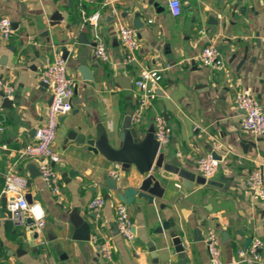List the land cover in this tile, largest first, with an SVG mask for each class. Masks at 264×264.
<instances>
[{"label":"crops","instance_id":"obj_1","mask_svg":"<svg viewBox=\"0 0 264 264\" xmlns=\"http://www.w3.org/2000/svg\"><path fill=\"white\" fill-rule=\"evenodd\" d=\"M180 4L182 12L174 17L167 0H0V17L14 25L8 41L0 35V79L16 89L11 108L5 107L0 89V264H154L149 242L158 264H179L176 236L185 246V264H211L210 229L221 238L222 262L245 264L238 254L247 241L264 243V200L246 188L252 171H264V136L241 130L244 114L236 106V94L246 90L264 107V0ZM57 12L63 21L51 26ZM95 14L100 15L97 27L88 22ZM138 17L144 26L137 62L125 66L118 30L122 24L135 27ZM96 37L108 48V62L95 59ZM211 45L224 59L222 70L198 60ZM58 55L67 57L75 82L74 108L61 118L54 143L62 158L56 166L61 196L45 186L36 159L11 155L33 145L37 128L46 121L51 93L39 78ZM143 67L161 70L163 81L138 131L144 136L153 130L156 116H164L173 134L162 147L167 161L178 160L200 176L197 161L217 153L219 172L212 181L220 185H195L186 194L175 180L151 205L136 199L127 205L135 232L127 242L117 228L118 201L105 185L114 164L88 141L103 134L111 146L119 145L126 111L139 100L135 84ZM9 172L30 180L27 194L45 214L46 226L39 233L15 229L8 218L1 191ZM120 173L121 191L138 188L143 180L135 166ZM98 195L107 201L96 215L89 204ZM79 218L90 224V241L75 238ZM165 222L169 228L157 233ZM105 242L113 247L110 262L101 255ZM259 264H264V247Z\"/></svg>","mask_w":264,"mask_h":264},{"label":"built area","instance_id":"obj_2","mask_svg":"<svg viewBox=\"0 0 264 264\" xmlns=\"http://www.w3.org/2000/svg\"><path fill=\"white\" fill-rule=\"evenodd\" d=\"M174 17L182 12L180 0H167ZM100 19L99 14L89 17L90 25L97 27ZM151 23V22H150ZM120 43L123 44L125 54L123 65H133L137 61V52L140 47L139 30L133 26L122 24L119 27ZM14 33L13 23L7 17H0V35L3 40L8 41ZM96 48L94 50L95 59L99 62H108L110 55L106 44H103L98 37L95 40ZM204 67L214 70H222L225 62L222 59L216 45L208 46L202 50L198 56ZM161 70H155L149 67H143L136 81V88L139 92L138 103L133 109L132 124L137 128L142 124L145 112L152 103L157 100V91L163 81ZM40 82L48 87L51 93V104L47 111L46 121L35 132L36 141L33 145L26 146L18 151L11 152L12 157L20 155L27 159H36L39 173L45 186L56 196H61V178L58 175L56 166L62 158L54 150L57 131L61 124V118L69 115L74 108L75 82L70 78L68 72V63L58 55L56 59L49 63V66L40 75ZM0 89L4 97L13 100L16 92L15 86L10 82L0 79ZM236 106L242 111L244 117L240 123L243 132L264 136V107L259 100L251 95L249 91L242 90L236 94ZM2 130V128H0ZM154 135L159 144V149L169 144L172 139V130L167 119L164 116L157 115L154 120ZM220 147V146H219ZM8 151L6 145L1 146ZM220 160L213 157V154L201 156L196 163L197 171L206 179L213 180L219 172ZM121 164H114L109 170L110 177L119 179L122 171ZM30 180L28 177L17 173L9 172L5 175V184L1 191L2 197L6 201V213L16 229L28 228L32 233H39L45 228V214L40 210L39 205L29 204L27 192L29 190ZM246 188L264 200V171L256 168L252 171L246 180ZM104 195L96 196L89 204V209L96 215H99L106 205ZM117 210V228L119 234L125 241H132L135 237L133 222L128 210V206L118 202ZM33 221L29 224L28 221ZM208 248L209 262L211 264H224L221 259V238L218 233L210 229L206 238ZM264 243L258 238L251 241L247 249L239 250L240 262L245 264H259L262 258V249ZM101 255L105 261L113 260L114 251L110 243L105 242L100 246Z\"/></svg>","mask_w":264,"mask_h":264},{"label":"water","instance_id":"obj_3","mask_svg":"<svg viewBox=\"0 0 264 264\" xmlns=\"http://www.w3.org/2000/svg\"><path fill=\"white\" fill-rule=\"evenodd\" d=\"M63 21L62 15L60 13H55L51 19V26H56L59 22ZM135 27L138 30L144 26L141 18H137L134 21ZM14 27V25H13ZM85 35L80 36V40L84 39ZM66 56L64 59L66 60ZM126 89H130L126 87ZM6 108H11L13 102L5 99ZM133 108L127 109L125 114V121L123 125V130L121 132V139L117 147H113L109 144L108 139L102 134L99 140H90L88 144L95 151L101 152L103 155L108 157V159L113 164H121L122 169H129L131 166H135L138 172L143 177V180L138 188L129 187L125 191H121L118 188V179L113 177H108L105 182L107 188L112 190L116 200L124 205L130 206L136 199L146 200L148 204H153L155 199H162L166 192V188L169 186L170 182L177 180L182 186L183 190L187 194L190 190H194L195 185H212L219 186L214 181H206L201 175L188 171L182 168L178 160H173L171 162L167 161L169 155L164 151V149H159V144L154 135V130L147 132L144 136L138 131V129L132 124ZM72 137V135H71ZM75 138V137H73ZM83 141V139H79ZM213 157L217 160H221V156L217 153H213ZM71 176H77L74 172L70 171ZM111 195L107 196V199ZM29 204H32L31 196L27 195ZM1 213L3 211L1 210ZM29 224H33V221L29 220ZM75 226V238L81 241H90L91 239V228L90 224L83 219L74 222ZM156 232L163 233L165 229L169 228V223L165 222ZM247 249L251 245V239L247 241ZM173 244L176 247L178 253L179 264H185L186 255L184 253L185 246L182 244L181 238L176 236L173 239ZM151 248L153 263L158 264L157 252L155 246L152 242L148 243Z\"/></svg>","mask_w":264,"mask_h":264}]
</instances>
